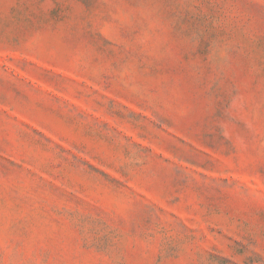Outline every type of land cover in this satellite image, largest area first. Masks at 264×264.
<instances>
[{"label":"rangeland","instance_id":"374dc122","mask_svg":"<svg viewBox=\"0 0 264 264\" xmlns=\"http://www.w3.org/2000/svg\"><path fill=\"white\" fill-rule=\"evenodd\" d=\"M0 264H264V0H0Z\"/></svg>","mask_w":264,"mask_h":264}]
</instances>
